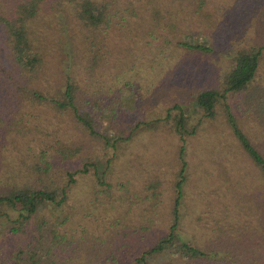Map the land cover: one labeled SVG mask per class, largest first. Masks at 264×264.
I'll return each mask as SVG.
<instances>
[{"label": "trees", "instance_id": "16d2710c", "mask_svg": "<svg viewBox=\"0 0 264 264\" xmlns=\"http://www.w3.org/2000/svg\"><path fill=\"white\" fill-rule=\"evenodd\" d=\"M0 264H264V0H0Z\"/></svg>", "mask_w": 264, "mask_h": 264}, {"label": "rangeland", "instance_id": "374dc122", "mask_svg": "<svg viewBox=\"0 0 264 264\" xmlns=\"http://www.w3.org/2000/svg\"><path fill=\"white\" fill-rule=\"evenodd\" d=\"M204 38L200 35V34H198V33H196L195 34V37H194V39H193V42H194V44H200V43H202V42H204ZM128 96H129V94H128V92H125L124 94H123V98L124 99H127L128 98ZM123 99V100H124ZM160 115H163V107L161 106V107H157L153 112H151V113H149V115L148 114H146V117H147V119H153V118H151V117H155V116H160ZM150 116V117H149ZM100 122H101V124L103 125V127H108V121H107V117L106 116H103V117H101V119H100ZM103 129V128H102ZM101 129V130H102ZM112 134V131H110V135ZM84 180V179H83Z\"/></svg>", "mask_w": 264, "mask_h": 264}]
</instances>
